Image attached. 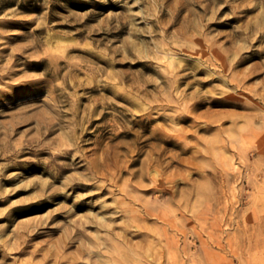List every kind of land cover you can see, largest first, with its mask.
<instances>
[{"label": "rangeland", "instance_id": "374dc122", "mask_svg": "<svg viewBox=\"0 0 264 264\" xmlns=\"http://www.w3.org/2000/svg\"><path fill=\"white\" fill-rule=\"evenodd\" d=\"M143 263L264 264V0H0V264Z\"/></svg>", "mask_w": 264, "mask_h": 264}, {"label": "bare ground", "instance_id": "6f19581e", "mask_svg": "<svg viewBox=\"0 0 264 264\" xmlns=\"http://www.w3.org/2000/svg\"><path fill=\"white\" fill-rule=\"evenodd\" d=\"M167 56V55H166ZM169 60V59H168ZM171 62V61H170ZM176 86V85H175ZM229 91V90H228ZM110 228V227H109ZM134 228V227H133ZM102 242V241H101ZM102 244V243H101ZM94 249V248H93ZM104 250V249H103ZM92 251V250H91ZM96 251V250H95ZM141 258V257H140ZM110 262V261H109ZM144 264V263H143Z\"/></svg>", "mask_w": 264, "mask_h": 264}]
</instances>
